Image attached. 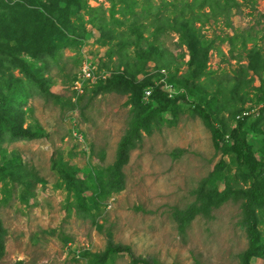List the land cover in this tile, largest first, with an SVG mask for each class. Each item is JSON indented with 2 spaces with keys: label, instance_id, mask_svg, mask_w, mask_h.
Here are the masks:
<instances>
[{
  "label": "rangeland",
  "instance_id": "obj_1",
  "mask_svg": "<svg viewBox=\"0 0 264 264\" xmlns=\"http://www.w3.org/2000/svg\"><path fill=\"white\" fill-rule=\"evenodd\" d=\"M85 64L91 76L78 93ZM117 76L177 101L139 132L123 189L95 195L152 104L133 103ZM0 96L18 128L39 135L0 142V264H101L106 253L103 264H132L124 247L156 264H241L237 192L251 180L215 151L193 110L200 104L227 135L247 116V141L264 159V0H0ZM219 162L206 187L225 198L180 231L175 212L199 204ZM70 171L83 210L62 178Z\"/></svg>",
  "mask_w": 264,
  "mask_h": 264
},
{
  "label": "trees",
  "instance_id": "obj_2",
  "mask_svg": "<svg viewBox=\"0 0 264 264\" xmlns=\"http://www.w3.org/2000/svg\"><path fill=\"white\" fill-rule=\"evenodd\" d=\"M21 70H26L25 62L19 59H13ZM115 86H123L131 90V100L136 105H141L140 99L143 93V87L137 86L134 81L123 76L113 78L112 82ZM41 92L44 95L49 94L42 86ZM150 98L152 100L151 108L142 106L139 112L137 121L132 125L126 136L123 138L118 151L117 158L113 166L107 170L105 185H99L93 188L95 195H102L107 191L119 192L124 187V179L122 174V167L127 162L128 153L132 150L136 143L140 140L139 132L145 131L146 134L150 132V122L157 115L164 113L168 106L175 104L177 100L168 99V95L158 88H153ZM186 104L185 98L178 99ZM10 99L0 96V142L7 141L14 143L17 141H31L39 137L35 132L25 129H19L16 126L14 117L9 111ZM154 104V106H153ZM153 106V107H152ZM194 113L202 120L204 125L209 129L211 139L215 151H220L223 155L233 158L238 168L245 171L247 179L251 180V184L246 190L238 191L237 195L243 200L242 207V227L247 239V249L241 257V264H252L256 259L264 258V239L258 226L261 223L264 230V159H258L255 155L253 147L247 141L249 130L245 128L248 117L244 116L238 121L236 128L232 129L228 135L221 131L214 125L209 113L200 105L194 104ZM263 111V110H262ZM224 162H219L215 166V170L207 179H204L198 191H196V200L198 205H191L183 211H176L178 228L183 231L189 223L195 218L197 214L207 216L210 209L218 207L222 199L211 197L207 191L206 184H209V179L213 177L216 171L223 169ZM74 172H64L62 178L68 190L72 192L77 199V204L81 208L83 196L79 184L74 178ZM85 212H90L89 209ZM7 231L2 227L0 220V258L3 255V239ZM264 234V233H263ZM126 252L131 257L132 264H156L154 260L133 257L130 249L124 247ZM109 252L115 253L117 249H111ZM108 258V253L101 257V264ZM20 264V263H18Z\"/></svg>",
  "mask_w": 264,
  "mask_h": 264
},
{
  "label": "built area",
  "instance_id": "obj_3",
  "mask_svg": "<svg viewBox=\"0 0 264 264\" xmlns=\"http://www.w3.org/2000/svg\"><path fill=\"white\" fill-rule=\"evenodd\" d=\"M91 74L89 71V65L85 64L82 68H81V73L79 74L77 80L74 82L75 87L74 89L79 93L81 86H82V82L85 80H88L90 78ZM81 79V80H80ZM144 95L146 98L150 97L151 95V91H145Z\"/></svg>",
  "mask_w": 264,
  "mask_h": 264
}]
</instances>
